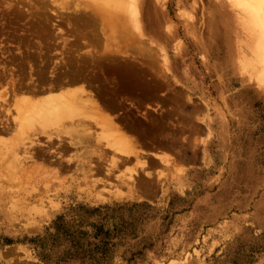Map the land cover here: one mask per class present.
I'll list each match as a JSON object with an SVG mask.
<instances>
[{
  "label": "rangeland",
  "instance_id": "374dc122",
  "mask_svg": "<svg viewBox=\"0 0 264 264\" xmlns=\"http://www.w3.org/2000/svg\"><path fill=\"white\" fill-rule=\"evenodd\" d=\"M93 1L0 0V94L68 68L97 105L20 151L21 172L0 150V264H264V85L241 13Z\"/></svg>",
  "mask_w": 264,
  "mask_h": 264
},
{
  "label": "bare ground",
  "instance_id": "6f19581e",
  "mask_svg": "<svg viewBox=\"0 0 264 264\" xmlns=\"http://www.w3.org/2000/svg\"><path fill=\"white\" fill-rule=\"evenodd\" d=\"M96 1L99 2L101 8H113L123 13L127 11V13H131L133 16L136 14V0ZM96 1L94 0L93 2L98 4ZM128 1L131 2L128 3ZM226 1L228 7L231 6L237 9L242 15L240 23L247 32L248 45L252 53L251 60L259 67V72L255 77L260 84L264 85V0ZM118 19H120V17H118ZM120 21L121 24H123V20L120 19ZM69 60L67 59V61ZM66 65H68V63ZM77 66H79V64ZM70 67L71 69H75V65H73V68L72 66ZM244 67H246V63ZM242 70L246 71V68ZM76 71L77 70H69L67 68L61 73L63 77H60L56 72L52 71L50 79H47L42 75V72L38 71L36 72L37 77L35 78L29 75L31 81L29 84L15 81L11 77V82H9L10 85H8L9 91H7L9 92L8 97H6L7 93L3 95L0 94L2 101H0V107H4L5 104L8 105L10 101H14L13 105L15 111V114L11 113L8 118L0 122V133L10 136L7 139H2L3 141H1L0 144L4 147L0 150L3 151V156H7L8 158L10 156L13 159V162L11 159V165L9 163V166L6 165L8 166L6 175L11 173L15 174L16 169L21 172L20 168H24V160H26L27 157L30 159L33 155L41 157V155L44 154L43 146L35 143L40 142V134L47 135V140L44 142L52 144L53 139L50 138L51 134L54 132L56 139L60 142L61 136L58 134L59 132H62L67 126L72 127L78 123L86 126V122L82 120L79 121V119H86L87 117L92 118L93 115L91 116L88 114L91 113L92 107H96L97 105L94 101L92 92L86 88L85 81L80 79L79 75H76ZM68 73L70 76L67 75ZM8 74H12V69H2L0 71V78H6ZM18 94L21 96L16 97ZM8 111L7 109V112ZM48 128H50V130H47ZM32 136H36V138L33 139ZM119 137V140L125 144L120 147V152H124L123 150L125 149L129 151V145L125 137L123 135ZM27 143L29 145H27ZM33 143L36 145L31 146ZM35 147L36 150H34V152L29 151V149H34ZM20 151H24L23 153H29L30 155H27V157L25 156V158H23L24 160H21L19 158ZM127 152L124 153L128 155L129 153ZM8 158L6 160H8ZM2 159H4L3 162L6 161L5 158ZM3 162L1 164H3ZM143 165H145V163Z\"/></svg>",
  "mask_w": 264,
  "mask_h": 264
}]
</instances>
